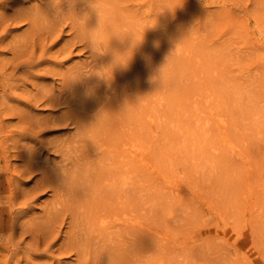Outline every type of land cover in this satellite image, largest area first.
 Here are the masks:
<instances>
[{"label": "rangeland", "instance_id": "1", "mask_svg": "<svg viewBox=\"0 0 264 264\" xmlns=\"http://www.w3.org/2000/svg\"><path fill=\"white\" fill-rule=\"evenodd\" d=\"M54 2L0 0V264H264V0Z\"/></svg>", "mask_w": 264, "mask_h": 264}, {"label": "clouds", "instance_id": "2", "mask_svg": "<svg viewBox=\"0 0 264 264\" xmlns=\"http://www.w3.org/2000/svg\"><path fill=\"white\" fill-rule=\"evenodd\" d=\"M55 5L58 7L61 3V0H55ZM71 14L69 15H61L60 17L65 18V17H70ZM84 39L86 44L88 45L89 48H91L93 51H96L98 49H102L104 47V36H103V29L99 23V27L96 28L95 30H86ZM126 65V64H123ZM100 76L102 79L104 78L103 73H101Z\"/></svg>", "mask_w": 264, "mask_h": 264}, {"label": "bare ground", "instance_id": "3", "mask_svg": "<svg viewBox=\"0 0 264 264\" xmlns=\"http://www.w3.org/2000/svg\"><path fill=\"white\" fill-rule=\"evenodd\" d=\"M146 79V78H145ZM140 151V150H139ZM138 152V151H137ZM156 264V263H155ZM158 264H161V263H158Z\"/></svg>", "mask_w": 264, "mask_h": 264}]
</instances>
